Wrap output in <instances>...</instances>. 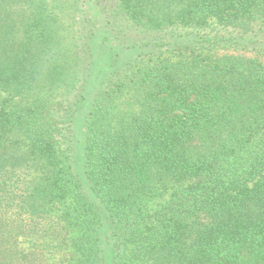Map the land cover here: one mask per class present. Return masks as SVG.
I'll return each instance as SVG.
<instances>
[{
  "label": "trees",
  "instance_id": "16d2710c",
  "mask_svg": "<svg viewBox=\"0 0 264 264\" xmlns=\"http://www.w3.org/2000/svg\"><path fill=\"white\" fill-rule=\"evenodd\" d=\"M104 1L129 48L228 34L106 75L84 125L93 200L73 124ZM102 211L113 264H264V0H0V264H106Z\"/></svg>",
  "mask_w": 264,
  "mask_h": 264
},
{
  "label": "rangeland",
  "instance_id": "374dc122",
  "mask_svg": "<svg viewBox=\"0 0 264 264\" xmlns=\"http://www.w3.org/2000/svg\"><path fill=\"white\" fill-rule=\"evenodd\" d=\"M107 1L102 4L89 3V9L92 11L93 27L95 28V37L92 41L93 52L91 57H86L84 60L85 66L92 60L91 70L89 73V81L87 98L80 103L78 112L74 121V133H73V146L75 151V170L82 180L85 190L90 194L88 182L84 175V135H85V118L92 99L93 92H95L102 84L106 75L113 70H119L126 66L129 62L144 59L147 61L151 59H157L159 56L162 58L168 57L177 52V48L188 42V39L201 38L208 35H226L227 31H221L218 28L215 30L207 29L205 31L190 30L184 28L180 29H168L161 33L155 34V39L151 43L144 46L126 47L124 44H120L108 26H104L105 9ZM71 24H69L70 26ZM70 30V28H69ZM249 41V37L245 36V40L240 45H235V53H246L249 55V45L246 43ZM157 45H156V44ZM237 51V52H236ZM91 195V194H90ZM93 200L95 197L91 195ZM103 220L100 228V236L103 242L104 255L106 264H113V250L110 235L112 234V225L108 220L105 211H102ZM34 243V242H31ZM31 243L26 245L31 246ZM36 244V243H34ZM38 244V243H37ZM62 256L63 254H59ZM65 256L67 254H64ZM69 257V255H68ZM70 258V257H69Z\"/></svg>",
  "mask_w": 264,
  "mask_h": 264
}]
</instances>
